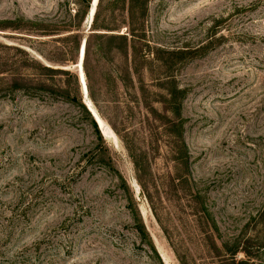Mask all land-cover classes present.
<instances>
[{"label":"rangeland","instance_id":"rangeland-1","mask_svg":"<svg viewBox=\"0 0 264 264\" xmlns=\"http://www.w3.org/2000/svg\"><path fill=\"white\" fill-rule=\"evenodd\" d=\"M77 1L0 0V264H264V0H147L128 56L86 18V96Z\"/></svg>","mask_w":264,"mask_h":264},{"label":"trees","instance_id":"trees-1","mask_svg":"<svg viewBox=\"0 0 264 264\" xmlns=\"http://www.w3.org/2000/svg\"><path fill=\"white\" fill-rule=\"evenodd\" d=\"M91 1L92 0H80V1H77L74 3V7H76V9L74 11H71V12L69 11L70 14H73V23L72 24L64 25L63 27H61L62 30H60L59 28L58 29H50V30H46L43 33L46 36L47 35L51 36L52 34L60 33V31L69 33V36H65V37H70L69 39L75 40V43H77V47L79 46V48H78V55H79V49L81 47L82 41L79 45L80 41H78V36L80 35L79 32L81 30V27H82L84 20L86 18H88L89 9L91 6ZM101 1L102 0H98L95 15H94L93 20L91 21V23L89 25L90 26L89 30L92 31V33L90 35H95L96 37L103 38L109 42L114 41L116 39H119V40L123 41V43L125 44L124 54L126 56H128L130 51H131V53L133 55L135 52V47L133 46V42H134V40L137 39V37L133 34L131 27L133 25H142V21L144 19V16L147 13V10H146V1L147 0H127L128 8H127L126 14H127L128 21H127V27L126 28H127V30H129V33H128V35L122 34L120 36H116L113 34L108 35V34H98L97 33V31H108V32H114L115 31V30H111L109 26H99V19L101 16V7H100ZM66 4H67V6H69L68 0H67ZM92 37H94V36H89L85 40V57H84V61H83V70H85V67H86L85 63H86V58H87V55H88V52L90 49V39ZM129 37H131V38H129ZM74 47L76 48V46H74ZM74 47L72 49L73 52H74V50H76ZM101 49H102V47L100 48V50ZM65 61L66 60H64V62H61V63L64 64ZM32 62H34V61L32 60ZM77 62H78V56H77ZM43 69H45L48 72H58V73H62V74H68V71L60 70L58 68L52 69V68H46L45 67ZM87 91H89L88 87H87ZM74 100L77 103H80L76 99H74ZM173 102H174L173 99H171L170 104ZM173 105H172V107H173ZM80 106L86 112L84 107L82 105H80ZM93 126L95 128L96 133L99 134V132L97 130V127H98L97 124L93 122ZM172 129H174L175 137L179 138V140H180L181 139L180 133L177 132V130L174 128V126H172ZM138 228H139L138 231L141 234V237L142 238L146 237L141 226ZM214 229H216L215 226H214ZM210 237H211V235L209 236V238ZM149 245L151 246L150 243H149ZM151 248L154 251L153 246H151ZM237 250H238V248H236V246H233L232 250H229L228 252H224V254L221 255V258H222L221 264H253L251 262L250 257L248 256L249 254L246 252V250H242V252H244V255L246 256V260L236 261L235 256L237 255Z\"/></svg>","mask_w":264,"mask_h":264},{"label":"bare ground","instance_id":"bare-ground-1","mask_svg":"<svg viewBox=\"0 0 264 264\" xmlns=\"http://www.w3.org/2000/svg\"><path fill=\"white\" fill-rule=\"evenodd\" d=\"M97 4H98V0H96V2H95V4H94V9H93V13H92V15L89 16V14H88V20H89L88 23H90V21L93 20V17H94L95 12H96ZM84 55H85V43H84V46H83V48H82V52H81L80 59H78V63H79V65L81 66V69H82V66H83ZM79 61H80V62H79ZM81 78H82L83 83H84V85H85V77H84L83 72H82V74H81ZM80 86H81V85H80ZM85 88H86V93H85V94L83 93L84 96L87 95V87H86V85H85ZM86 107L88 108V106H86ZM89 110H90V109H89ZM90 114H91V116L93 117V119L96 120L94 114H93L91 111H90ZM96 121H97V120H96ZM97 122H98V121H97ZM98 125H99V124H98Z\"/></svg>","mask_w":264,"mask_h":264},{"label":"water","instance_id":"water-1","mask_svg":"<svg viewBox=\"0 0 264 264\" xmlns=\"http://www.w3.org/2000/svg\"><path fill=\"white\" fill-rule=\"evenodd\" d=\"M96 0H92L91 1V6H90V9H89V16L92 15L93 13V9H94V4H95ZM89 21V20H88ZM91 23V21H90ZM89 23V25H90ZM84 43H85V40L82 41V44H81V47L79 49V55H78V59H80V56H81V52H82V48L84 46ZM80 62V61H79ZM76 74H77V78H78V81H79V84L82 86V78H81V74H82V69H81V66L79 65V63L76 64ZM88 111L90 112L89 108H87ZM95 123L97 124L98 128H99V125H98V122L94 119ZM100 129V128H99Z\"/></svg>","mask_w":264,"mask_h":264}]
</instances>
